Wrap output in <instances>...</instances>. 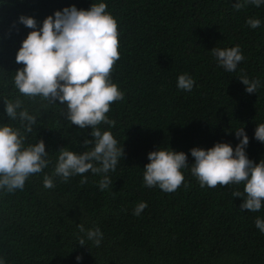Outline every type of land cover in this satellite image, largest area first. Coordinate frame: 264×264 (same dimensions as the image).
Here are the masks:
<instances>
[{
	"label": "trees",
	"instance_id": "1",
	"mask_svg": "<svg viewBox=\"0 0 264 264\" xmlns=\"http://www.w3.org/2000/svg\"><path fill=\"white\" fill-rule=\"evenodd\" d=\"M99 0H0V99L20 98L37 123L26 133L25 145L42 139L50 163L14 192L0 191V257L6 264H264V234L255 219L258 212L240 209L244 183L201 187L190 167L173 192L148 188L143 168L148 153L172 149L211 148L215 143H239L235 133L244 128L249 159H264V144L254 139L264 123V5L235 10L236 0H104L117 22L119 59L111 81L124 93L111 103L106 115L115 125L110 131L123 158L107 175L112 184L99 188L101 175L88 172L67 182L54 176L59 150L86 151L91 128L81 130L66 119V106L39 96L28 98L13 85L22 68L15 57L32 31L18 23L32 17L38 26L57 10L76 6L87 10ZM248 18L261 20L251 29ZM239 45L244 56L235 71L218 67L211 50ZM188 73L195 81L191 91L177 87V77ZM258 79L261 86L249 94L238 79ZM0 124L21 128L4 114ZM21 131L23 129L21 128ZM54 187L45 188L44 176ZM146 202L139 216L134 208ZM78 224L98 227L103 240L97 247L78 244Z\"/></svg>",
	"mask_w": 264,
	"mask_h": 264
},
{
	"label": "clouds",
	"instance_id": "2",
	"mask_svg": "<svg viewBox=\"0 0 264 264\" xmlns=\"http://www.w3.org/2000/svg\"><path fill=\"white\" fill-rule=\"evenodd\" d=\"M259 8L264 0H236L235 10L246 5ZM104 0L92 3L85 9L76 6L65 7L46 17L38 26L37 21L28 16H20L18 23L32 29L16 53V63L22 64L13 77V85L18 92L28 98L39 96L49 103L66 106V119L81 130L91 128V140L85 138L86 151L75 153L67 147L60 149L54 176L67 182L70 177L81 175V184L86 183L83 176L89 170L103 178L99 181L101 191L108 189L112 182L110 171L123 158L124 148L118 146L110 131H102L101 123L112 127L106 113L111 103L122 100L124 93L110 79L114 63L119 59L117 22L106 10ZM246 24L251 29L259 28L261 20L248 18ZM218 67L233 72L244 60L239 45L231 48L215 47L211 51ZM240 82L246 86L249 94L256 93L261 86L258 79L249 80L240 76ZM195 84L188 73L177 77L178 89L191 91ZM4 103V114L15 121L19 119L21 128L7 123L0 124V191L14 192L23 189L29 176L42 172L50 160L45 142L40 139L35 144L25 145L26 133H30L37 123V116L30 114L20 98L0 99ZM239 143L233 148L229 143L218 142L211 148L194 147L190 155L194 163H187L184 152L161 149L148 153V163L143 168V182L148 188L158 187L165 192L175 191L184 181L182 169L190 167L191 174L200 186L215 188L217 185L244 183V192H234V197L242 198V211L258 212L264 206V159L259 163L248 158L246 149L249 138L244 128L234 132ZM254 139L264 144V123L258 124ZM45 188H53L52 177L45 175ZM147 207L140 202L133 210L139 216ZM255 226L264 234V219L257 217ZM78 244L86 245V240L99 246L103 233L96 228L86 229L77 225ZM81 257H76L79 264ZM0 264H6L0 257Z\"/></svg>",
	"mask_w": 264,
	"mask_h": 264
}]
</instances>
